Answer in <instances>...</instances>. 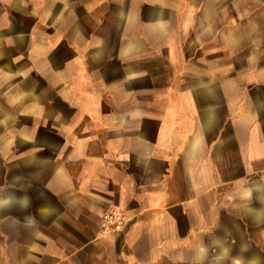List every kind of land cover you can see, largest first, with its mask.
<instances>
[{
    "label": "crops",
    "instance_id": "crops-1",
    "mask_svg": "<svg viewBox=\"0 0 264 264\" xmlns=\"http://www.w3.org/2000/svg\"><path fill=\"white\" fill-rule=\"evenodd\" d=\"M0 264H264V0H0Z\"/></svg>",
    "mask_w": 264,
    "mask_h": 264
},
{
    "label": "built area",
    "instance_id": "built-area-1",
    "mask_svg": "<svg viewBox=\"0 0 264 264\" xmlns=\"http://www.w3.org/2000/svg\"><path fill=\"white\" fill-rule=\"evenodd\" d=\"M128 220L129 218L123 209L111 208L102 216L101 231L104 234L122 231Z\"/></svg>",
    "mask_w": 264,
    "mask_h": 264
}]
</instances>
